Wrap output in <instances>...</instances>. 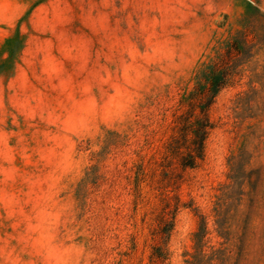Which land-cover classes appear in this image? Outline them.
I'll return each mask as SVG.
<instances>
[{
  "label": "rangeland",
  "instance_id": "rangeland-1",
  "mask_svg": "<svg viewBox=\"0 0 264 264\" xmlns=\"http://www.w3.org/2000/svg\"><path fill=\"white\" fill-rule=\"evenodd\" d=\"M0 264H264V0H0Z\"/></svg>",
  "mask_w": 264,
  "mask_h": 264
},
{
  "label": "trees",
  "instance_id": "trees-1",
  "mask_svg": "<svg viewBox=\"0 0 264 264\" xmlns=\"http://www.w3.org/2000/svg\"><path fill=\"white\" fill-rule=\"evenodd\" d=\"M230 50L237 51L236 47L234 46H231ZM226 76V70L215 72L212 69H209L207 75L204 76V83L207 86V93L205 94L206 100L203 102L204 107L200 108L202 112H204V110L211 104L218 91L226 85ZM206 123V120H195L190 125V127L188 126L186 129H184L183 136L185 137L187 135H190L191 144L185 156L181 158V164L185 168H193L196 161L203 158L204 141L206 137V130L208 128V125Z\"/></svg>",
  "mask_w": 264,
  "mask_h": 264
}]
</instances>
